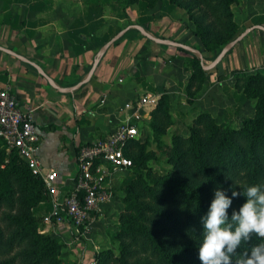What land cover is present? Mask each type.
<instances>
[{
	"label": "rangeland",
	"instance_id": "rangeland-1",
	"mask_svg": "<svg viewBox=\"0 0 264 264\" xmlns=\"http://www.w3.org/2000/svg\"><path fill=\"white\" fill-rule=\"evenodd\" d=\"M43 1L47 2L44 4ZM29 2L35 3L38 14L43 15H60L62 10L72 9L95 17L103 15V23L96 29L101 39L113 36L128 24H138L139 21H146L166 12L184 24L196 37V48L205 58L200 62L205 65L245 28L255 24L264 26V0H237L230 7L233 14L230 31L234 33L233 37L208 51L194 34L199 26L191 13L169 0H159L152 6L146 0H138L133 4H127L126 0H0V10L15 9L14 4H17V10L24 9ZM61 4L64 6L60 7ZM52 5L58 6L60 11L55 10ZM47 6H51V11L48 12ZM131 31L136 30L132 28ZM255 31L261 32L257 29ZM192 58L190 55L183 64V70H176L167 79L169 83L159 84L155 88L157 91L152 88L144 93L138 92L131 98L133 100L151 93V96L155 95L157 105L159 99L165 96L169 123L163 130H154L151 125L152 111L149 115L136 119L139 125V144L133 150L134 162L128 168L115 171L108 178L110 200L84 224L74 225L72 222L62 223L56 220L55 203L58 195L55 190L48 189L45 183L43 188L26 184L17 174L9 179V193L0 204V264H29L31 259L28 261L26 258H30V255L31 258L35 257L31 252L40 246L36 241L39 236H47L56 242L53 261L46 264H139L142 261L141 257L144 255L130 244V239L120 235L124 221L134 213V210L128 209L130 194L135 195L134 206L149 202L147 194H151L149 188L155 181L176 172L171 160L174 157L172 147L176 138L185 139L193 132L200 138L205 137L213 129L210 126L240 129L244 120L256 115L257 98L264 93L263 88L256 90L250 87L246 90L243 85L245 80L241 79L243 69L246 76H264V60L253 67L235 68L224 67V59L218 63L217 69L220 71L214 67L205 77L197 74L194 79H190L191 73L195 72ZM222 68L224 71H221ZM11 151L0 141V168L4 167ZM29 169L33 173L32 168ZM183 173L190 182L199 179L189 170H184ZM131 184H134L133 187ZM143 195L147 197L145 201L140 197ZM146 216H150V213ZM23 217L34 219L36 235L20 240L19 225L15 223L16 219ZM196 240L201 245L203 234L198 232Z\"/></svg>",
	"mask_w": 264,
	"mask_h": 264
},
{
	"label": "crops",
	"instance_id": "crops-1",
	"mask_svg": "<svg viewBox=\"0 0 264 264\" xmlns=\"http://www.w3.org/2000/svg\"><path fill=\"white\" fill-rule=\"evenodd\" d=\"M16 5L9 11L0 10V47L39 65L59 87L72 86L85 78L99 48L112 37L101 39L96 33L103 15L90 16L78 9L43 15L38 14L33 2L24 9L17 10ZM53 6L60 11L59 4ZM47 8L51 11V6ZM157 16L138 24L154 36L196 48L197 39L184 24L166 12ZM259 31L251 30L220 63L225 59L224 67L235 68L261 63L264 32ZM189 57L190 54L175 47L158 44L129 30L108 47L91 78L75 90L61 92L32 65L3 50H0V86H9L21 109L31 114L40 134L39 162L45 172L56 174V186L63 189L76 169L78 146L108 134L125 119L128 114L125 104L132 97L152 88L157 91L159 84L169 83L167 79L176 70H183ZM154 107L150 102L144 104L140 117L149 115Z\"/></svg>",
	"mask_w": 264,
	"mask_h": 264
},
{
	"label": "trees",
	"instance_id": "trees-1",
	"mask_svg": "<svg viewBox=\"0 0 264 264\" xmlns=\"http://www.w3.org/2000/svg\"><path fill=\"white\" fill-rule=\"evenodd\" d=\"M137 1L126 0V3L133 4ZM146 1L152 6L159 0ZM236 1L169 0L170 3L176 2L191 13L199 26L194 34L200 38L208 51L223 45L233 37L234 33L230 31L233 26L230 7ZM127 32L114 43L122 39ZM177 49L188 52L182 48ZM188 53L192 55L191 62L195 66V72L191 73L190 79H194L197 74L205 77L210 73L203 69L199 57ZM244 72V69L241 70V79L245 80L243 85L246 90L253 87L256 90L263 88L264 91L263 75L246 76ZM164 98L165 96H162L159 99L151 112V125L158 131L163 130L169 123ZM210 127L213 129L205 137L200 138L193 132L185 139L176 138L172 147L174 157L171 159L176 172L155 181L149 188L151 194H147L149 202L134 206L135 195L130 194L128 197V209L134 210V213L124 221L120 235L130 239V244L144 255L139 264H202L199 259L201 245L196 238L198 232L203 234L201 220L215 198V191L224 190L226 195L232 198V190L243 193V190L250 186L259 185L264 188V93L257 98L256 115L244 120L240 129L228 126ZM138 144L136 138L124 150L131 160L133 150ZM12 151L4 167L0 168V204L7 197L9 179L15 174L26 184L44 187L43 180L31 172L27 162L16 151ZM184 170H189L199 179L190 182L183 173ZM132 185L134 184L130 186L133 187ZM140 197H143L144 201L147 198L146 195ZM246 202L247 198L242 194L239 198H233L228 210L230 220L233 211H238ZM149 213L150 216L147 217L146 214ZM16 222L21 233L20 240L36 235L33 218L23 217L16 219ZM182 239H185L184 243ZM36 241L40 246L31 252L34 258H31V255L26 258L28 261L31 259L29 264H46L53 261L56 242L47 236H39ZM36 241L34 242L37 244ZM259 243H264V239L253 236L250 243L237 249V253L242 254L247 248L250 254L251 247ZM234 261L235 257L233 264Z\"/></svg>",
	"mask_w": 264,
	"mask_h": 264
},
{
	"label": "built area",
	"instance_id": "built-area-1",
	"mask_svg": "<svg viewBox=\"0 0 264 264\" xmlns=\"http://www.w3.org/2000/svg\"><path fill=\"white\" fill-rule=\"evenodd\" d=\"M150 102L156 105L151 96L136 97L125 104L128 111L108 134L78 146L76 169L67 188L56 186V174L45 172L38 158L40 134L31 114L23 111L9 86H0V140L8 150H14L39 176L48 189L55 190L58 198L55 203L56 220L81 225L87 222L95 211L111 198L108 178L117 170L128 168L132 160L124 150L139 135L142 106Z\"/></svg>",
	"mask_w": 264,
	"mask_h": 264
},
{
	"label": "clouds",
	"instance_id": "clouds-1",
	"mask_svg": "<svg viewBox=\"0 0 264 264\" xmlns=\"http://www.w3.org/2000/svg\"><path fill=\"white\" fill-rule=\"evenodd\" d=\"M247 198L231 220L228 210L233 198ZM207 214L202 218L203 240L199 247L202 264H264V243L246 248L242 254L237 249L251 242L253 236L264 239V188L250 186L243 193L232 190L229 198L224 190H216ZM235 225V226H234Z\"/></svg>",
	"mask_w": 264,
	"mask_h": 264
},
{
	"label": "water",
	"instance_id": "water-1",
	"mask_svg": "<svg viewBox=\"0 0 264 264\" xmlns=\"http://www.w3.org/2000/svg\"><path fill=\"white\" fill-rule=\"evenodd\" d=\"M136 29L140 34H142L143 36L149 38L150 40L158 43V44H162V45H167V46H172L175 48H182L188 52L194 53L197 55V57L200 58V60L203 59L202 53L195 47H192L190 45H187L185 43L182 42H178L176 40H172V39H168V38H162V37H158V36H154L152 35L150 32H148L144 26H142L141 24H130L127 25L126 27L122 28L121 30H119L117 33H115L108 41H106L98 50L96 57L94 58V61L91 65L90 70L88 71L87 75L85 78H83L82 80H80L79 82H77L76 84L69 86V87H59L55 84V82L53 81L52 78H50L45 72L44 70L37 65L36 63L30 61L29 59L25 58L24 56H21L19 54H16L14 51L7 49V48H3L0 47V50H3L5 52H8L14 56H16L17 58L23 60L24 62L32 65L42 76H44L46 78V80L49 82V84L60 90L61 92H69L72 90H75L77 88H79L80 86H82L84 83H86L92 76L98 62L100 61L101 57L103 56V54L106 52V50L108 49V47L110 45H112L116 40H118L119 38H121L125 32H127L129 29ZM253 29H259L262 30L264 32V26L261 24H255L252 26H249L247 28H245L240 34H238L235 38H233L232 40H230L229 42H227L222 48L221 50L217 53V55L214 57L213 60H211V62L207 65L202 64V67L204 70L209 71L211 69H213L222 59L223 57L238 43L240 42L251 30Z\"/></svg>",
	"mask_w": 264,
	"mask_h": 264
}]
</instances>
